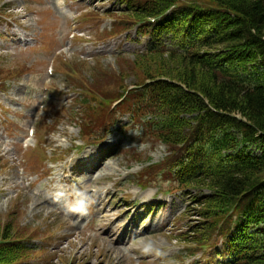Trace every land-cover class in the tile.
<instances>
[{
    "label": "rangeland",
    "instance_id": "374dc122",
    "mask_svg": "<svg viewBox=\"0 0 264 264\" xmlns=\"http://www.w3.org/2000/svg\"><path fill=\"white\" fill-rule=\"evenodd\" d=\"M118 2L0 0V230L10 224L11 239L28 238L19 264H210L221 246L183 241L200 207L196 192L166 180L165 146L126 119L108 130L114 97L133 81L124 72L141 81L145 64L152 75L175 70L166 57L134 56L145 43L134 30L108 34L124 17ZM92 13L101 34L88 26ZM64 61L75 78L65 79ZM79 87L88 93L74 95ZM85 131L102 144L85 146ZM77 191L89 197L84 214L66 211Z\"/></svg>",
    "mask_w": 264,
    "mask_h": 264
},
{
    "label": "trees",
    "instance_id": "16d2710c",
    "mask_svg": "<svg viewBox=\"0 0 264 264\" xmlns=\"http://www.w3.org/2000/svg\"><path fill=\"white\" fill-rule=\"evenodd\" d=\"M120 3L117 29L142 23L149 38L135 56L175 62L172 74L158 75L145 64L141 81L124 72L138 88L117 109L165 146L166 180L196 192L202 220L183 241L202 249L220 239L212 264H264V0ZM10 236L4 225L0 264L27 255L28 238Z\"/></svg>",
    "mask_w": 264,
    "mask_h": 264
},
{
    "label": "clouds",
    "instance_id": "9594fccd",
    "mask_svg": "<svg viewBox=\"0 0 264 264\" xmlns=\"http://www.w3.org/2000/svg\"><path fill=\"white\" fill-rule=\"evenodd\" d=\"M75 202L70 205L66 211L68 213H80L84 214L87 211L88 207V194L86 191H77L75 193Z\"/></svg>",
    "mask_w": 264,
    "mask_h": 264
},
{
    "label": "bare ground",
    "instance_id": "6f19581e",
    "mask_svg": "<svg viewBox=\"0 0 264 264\" xmlns=\"http://www.w3.org/2000/svg\"><path fill=\"white\" fill-rule=\"evenodd\" d=\"M99 201H101V200L99 199ZM104 212H108V211H104ZM98 218L100 219V221H102V220L104 219V218L102 217V215H99ZM112 227H113V225L110 224L109 227H108V229H110V228H112ZM108 229H107V230H108ZM110 233H111V235H112L113 232H110ZM108 239H109V238H108ZM110 240H111V239H110ZM110 240H108V241H110ZM104 241H105V240H104ZM108 241H105V242L109 244ZM119 251H120V247H119Z\"/></svg>",
    "mask_w": 264,
    "mask_h": 264
}]
</instances>
